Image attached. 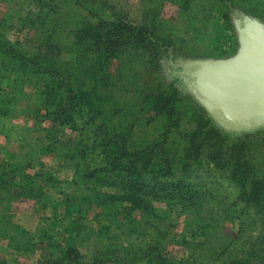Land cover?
I'll list each match as a JSON object with an SVG mask.
<instances>
[{
    "label": "trees",
    "instance_id": "obj_1",
    "mask_svg": "<svg viewBox=\"0 0 264 264\" xmlns=\"http://www.w3.org/2000/svg\"><path fill=\"white\" fill-rule=\"evenodd\" d=\"M212 1L226 6L225 2L230 0ZM255 1L257 5L248 7L247 12L264 19V15L255 11L256 6L264 11V0ZM33 2L38 12L21 20L35 30V37L45 47L43 51L23 53L0 31V118L9 116L15 111V107L21 108L22 105L26 109L32 107L36 116L48 120L51 126L45 128V137L37 144L23 141L22 145L26 150H8L9 163L0 162V239L6 241L9 250L19 255L43 248L48 258L47 264H88L83 262L85 257L82 250L90 251L89 244L94 246V252L100 254L92 256V262L111 264L116 260L112 259L113 255L120 253L113 251L114 244L118 242L125 245L123 252L127 251L128 258H124L126 261L131 259L132 253V256L137 254L140 264H173L164 255L166 250L160 251L161 247L164 250L163 238L152 234L166 233L165 231L174 227V222L165 220L164 216L172 212L174 202H181L178 206L180 213L186 212L185 194H176L174 189L161 186L160 181H155L154 184L145 182L141 171L147 170L153 152L150 155L149 151L142 152L140 156H136L134 153L137 150L131 144L119 146L116 142L117 134L128 136L129 130L123 126L115 131L108 118L104 121L101 110L104 101L98 88L108 83L107 79L99 75L84 76L83 79L75 73L69 74V70L54 67L51 57L45 54L47 51L51 52L47 45L49 36L40 32L37 26L46 19L52 21L54 15L81 17L77 19L79 26L73 30V50L79 52L80 57L84 54L90 57L88 62L93 65H86L85 72L96 73L99 70L97 58L104 68L108 60L119 58L121 53H126L122 58L130 56L135 60L158 58L162 52L173 55L169 51L174 47L173 40L163 28L166 22L147 3L138 21L116 18L101 25L92 20L95 18L94 11L102 7V0ZM238 2L242 5L248 0ZM38 20L40 21L37 22ZM53 29L54 27L49 29L51 36L54 34ZM169 63V57L161 65L158 62L157 76L160 85L157 90L161 95L150 107L155 114L165 115L167 121L174 112L181 115L176 110V96L182 91L187 92L185 80L188 78L184 73L187 69L184 60L177 61L178 72ZM152 96L146 99L148 104ZM146 100L140 106L142 111L149 107ZM194 107L199 121L208 125V133L218 137L217 143L226 139L236 143L235 145H247L244 161L237 155L226 153H216L212 158L214 165L231 170L228 177L242 189L239 194H244V198L247 196L246 200L251 204L248 207L260 217L263 229L246 251L228 264H264V132L253 135L244 134L252 131H225L212 123L203 107ZM90 119L92 124L85 127V122ZM63 126L75 132V138L66 135L64 140L56 139L55 136L63 132ZM167 130L169 134L172 133L170 128ZM5 138L12 139L9 133H5ZM24 138L21 134L17 136L20 146ZM198 138L200 134L196 129L183 136L185 142L195 141L196 149L204 152L203 143ZM167 140L170 144L175 142L170 139V135ZM161 141L165 144L164 140ZM172 147L174 146L167 145L166 153ZM49 153L58 164L66 163L72 168L71 177L62 179V182L75 186L78 193L69 192L59 185L55 187L58 197L48 193V179L37 166L40 165V157ZM174 155L173 153L169 158L174 159ZM48 186L51 187V183ZM184 187V183H178L177 188ZM16 201L41 203L44 208L50 207L51 211L40 218L34 230H28L15 222L9 213L11 203ZM161 202H165L167 207H161ZM117 205L121 212L118 215L115 212ZM94 209H99L92 216L95 225L84 223L83 219L91 215ZM205 221L201 225L203 229L213 226L214 218L208 215ZM115 232L120 233L119 239ZM140 238L142 239L138 240ZM181 243L185 242L175 244ZM0 264H8L1 255Z\"/></svg>",
    "mask_w": 264,
    "mask_h": 264
},
{
    "label": "rangeland",
    "instance_id": "obj_2",
    "mask_svg": "<svg viewBox=\"0 0 264 264\" xmlns=\"http://www.w3.org/2000/svg\"><path fill=\"white\" fill-rule=\"evenodd\" d=\"M238 1L230 0L225 2L226 6H224L212 0H102V7L94 11L93 23L104 25L105 21L116 18L130 22L138 21L147 3L156 10L162 21L166 22L163 28L171 36L174 47L172 46L169 50L173 55L162 52L158 58L151 59L145 57L135 60L130 56L122 58L126 53H121L119 58L113 57L108 60L104 68L101 67L100 59L97 58L99 70L96 73L85 72L86 65H93L88 62L90 57L86 54L80 57L79 52L73 50L75 49L71 41L74 36L73 30L79 26L77 19L81 17L69 16L71 17L69 18L65 15H54L52 21L46 19L45 22L37 25L40 32L49 36L47 45L51 52L47 51L45 54L51 57L49 58L54 63V67L69 70V74L75 73L83 79L84 76L96 75L107 79L108 83L98 88L104 101L101 105L104 121L108 118L115 131L123 126L129 130L128 136L117 134L116 142L119 146L131 144L132 148L137 150L134 153L136 156H140L142 152L149 151L148 155L153 152V158L151 162L149 161L147 170L141 171L145 182L154 184L155 181H160L161 186L174 189L176 194H185L186 212L180 213L178 206L181 202H174L172 212L164 216L165 220L174 222V227L165 231L166 233L152 234L154 237L163 238L164 250L161 247L160 251L166 250L164 255L173 264H228L232 259L240 257L263 230L260 217L248 207L250 201L246 200L247 196L245 195L244 198V194L240 195L239 191L241 192L242 189H239L238 185L228 177L231 170L214 165L215 161L212 158L216 153L218 155L226 153V155H237L241 161H244L247 145L244 143L235 145L236 143L226 139L217 143L218 137L208 133V125L199 121L194 106H202L188 90L176 96V110L181 115L174 112L167 121L165 115H157L150 108L151 103L161 95L157 90L160 85L157 76L158 62L161 65L168 57L171 63L181 60L191 62L228 58L235 55L239 49L236 25L240 19L250 17L264 23L263 18L247 12L248 7L257 5L255 0H248L242 5ZM255 11L264 15L260 6H256ZM37 12L38 9L33 0H0V31L23 53L43 51L45 47L35 37V30L22 21ZM53 27L54 34L51 36L49 29ZM1 75L0 73V77ZM150 95L153 96L148 104L146 99ZM145 100L149 107L142 111L140 106ZM15 108L9 116L0 118V162L5 164L10 161L8 150L15 152L26 150L27 148L22 145L23 141L37 144L45 137V128L51 126L48 120L36 116L32 107L26 109L21 105V108ZM210 118L214 125L220 127L211 116ZM92 122L91 119L85 122V127L90 126ZM97 124L99 125L98 121ZM169 128L172 131L171 134L167 132ZM195 129L200 134L198 141H202L204 152L196 149L195 141L194 143L185 142L183 139L184 135L194 132ZM260 132H264V128L244 134L255 135ZM5 133H9L12 139L6 140ZM20 134L21 137H25V140H21V146L17 140ZM66 135L75 138L76 133L71 132L67 126H63V132L58 133L55 138L64 140ZM169 135L170 139L175 141L173 144L167 140ZM161 140H164L165 144ZM160 141L158 146L155 145ZM167 145L174 147L166 153ZM173 153L175 158H169ZM40 158V165L37 168L48 179L46 190L49 194L55 198L58 197L55 191L58 185L69 192L78 193L75 186L62 182V179L71 177L72 168L64 162V164L62 162L58 164L50 153ZM49 183L51 187L48 186ZM178 183H184L186 187L179 189ZM189 199L191 201H188ZM160 206L167 207L165 202H161ZM117 207L118 205L115 206ZM98 210L94 209L91 215L83 219L84 223L95 225L92 216ZM50 211V207L44 208L41 203L34 204L33 201L12 202L9 208L12 219L28 230H34L40 218ZM115 212L117 215L120 214V207ZM208 215L214 218V227L203 229L201 225L206 222ZM115 236L119 239L120 233L115 232ZM205 238L208 239L205 241ZM181 241L185 243L175 244ZM88 247L90 251L82 250L85 257L83 262L98 264L92 262V256L100 254L94 252L92 244ZM113 249L114 252L120 251V253L113 255L112 259L116 260H113L111 264H127V262L140 264L137 254L132 256L133 254L130 253L131 259L128 261L124 259L128 258V255H126L127 251L123 252L125 249L123 243L114 244ZM0 255L8 264H47L48 259L43 248L19 255L9 250L6 241L2 239H0Z\"/></svg>",
    "mask_w": 264,
    "mask_h": 264
},
{
    "label": "water",
    "instance_id": "obj_3",
    "mask_svg": "<svg viewBox=\"0 0 264 264\" xmlns=\"http://www.w3.org/2000/svg\"><path fill=\"white\" fill-rule=\"evenodd\" d=\"M239 49L225 59L185 62L187 90L226 131L264 128V23L236 25Z\"/></svg>",
    "mask_w": 264,
    "mask_h": 264
},
{
    "label": "flooded vegetation",
    "instance_id": "obj_4",
    "mask_svg": "<svg viewBox=\"0 0 264 264\" xmlns=\"http://www.w3.org/2000/svg\"><path fill=\"white\" fill-rule=\"evenodd\" d=\"M170 63H171V62H170ZM170 63H169V64H170ZM171 64L173 65L172 67L176 69V67H177V65H178L177 61H175V62H173V63H171ZM174 71H175V72H178L177 69L174 70ZM188 79L191 80V77L188 76Z\"/></svg>",
    "mask_w": 264,
    "mask_h": 264
}]
</instances>
